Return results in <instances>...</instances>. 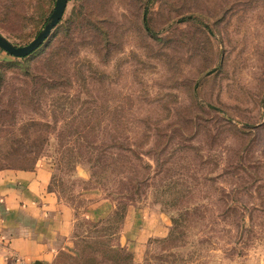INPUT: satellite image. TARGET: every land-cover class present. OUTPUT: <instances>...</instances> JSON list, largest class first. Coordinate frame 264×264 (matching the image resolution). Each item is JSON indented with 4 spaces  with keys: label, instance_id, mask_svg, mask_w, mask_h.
<instances>
[{
    "label": "rangeland",
    "instance_id": "374dc122",
    "mask_svg": "<svg viewBox=\"0 0 264 264\" xmlns=\"http://www.w3.org/2000/svg\"><path fill=\"white\" fill-rule=\"evenodd\" d=\"M53 5L0 0V35ZM7 62L0 170L47 164L73 214L44 264H264V0H69Z\"/></svg>",
    "mask_w": 264,
    "mask_h": 264
},
{
    "label": "crops",
    "instance_id": "0c3cea01",
    "mask_svg": "<svg viewBox=\"0 0 264 264\" xmlns=\"http://www.w3.org/2000/svg\"><path fill=\"white\" fill-rule=\"evenodd\" d=\"M49 180L41 162L31 170H0V264L6 254L50 263L71 244L72 210L48 189Z\"/></svg>",
    "mask_w": 264,
    "mask_h": 264
},
{
    "label": "water",
    "instance_id": "95a60500",
    "mask_svg": "<svg viewBox=\"0 0 264 264\" xmlns=\"http://www.w3.org/2000/svg\"><path fill=\"white\" fill-rule=\"evenodd\" d=\"M69 0H54V5L51 13L49 14L46 22L36 36L24 46H13L4 37L0 35V49L12 56L13 58H24L31 54L33 51L38 49L45 39L49 36L52 29L60 21L62 14L64 12L66 3ZM32 264H43L41 262L35 261Z\"/></svg>",
    "mask_w": 264,
    "mask_h": 264
},
{
    "label": "trees",
    "instance_id": "16d2710c",
    "mask_svg": "<svg viewBox=\"0 0 264 264\" xmlns=\"http://www.w3.org/2000/svg\"><path fill=\"white\" fill-rule=\"evenodd\" d=\"M37 50V49H36ZM35 50V51H36ZM35 51H33L32 53H34ZM31 53V54H32ZM31 54H29V55H31ZM28 55V56H29ZM28 56H26V57H24V58H15V61H16V59L17 60H21V61H23V63H25L26 62V58L28 57ZM12 63H18V62H7V63H4V64H0V82L2 81V79H3V72H2V70H3V68H10V67H12ZM15 65H18V64H15ZM32 78H35L36 79V77H32ZM47 80V79H46ZM90 161V160H89ZM92 167H94V168H98V163L95 161V160H93L92 162ZM101 169V168H100ZM186 215V216H185ZM187 216H188V214L186 213V214H184V216H181V217H179L178 219H175V220H173L172 221V225H173V230H176V228L177 227H180V225H183L184 223H186V221L187 220H189L188 218H187ZM172 234V233H171Z\"/></svg>",
    "mask_w": 264,
    "mask_h": 264
}]
</instances>
